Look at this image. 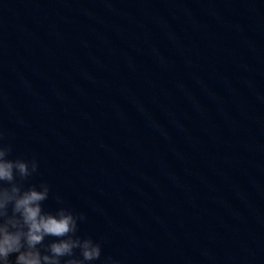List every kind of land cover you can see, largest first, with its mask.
Wrapping results in <instances>:
<instances>
[{
	"label": "water",
	"instance_id": "water-1",
	"mask_svg": "<svg viewBox=\"0 0 264 264\" xmlns=\"http://www.w3.org/2000/svg\"><path fill=\"white\" fill-rule=\"evenodd\" d=\"M0 132L92 264H264V0H0Z\"/></svg>",
	"mask_w": 264,
	"mask_h": 264
},
{
	"label": "clouds",
	"instance_id": "clouds-1",
	"mask_svg": "<svg viewBox=\"0 0 264 264\" xmlns=\"http://www.w3.org/2000/svg\"><path fill=\"white\" fill-rule=\"evenodd\" d=\"M11 152L0 132V264H92L100 259L101 244L77 235V222L85 216L64 206L59 196L61 206L45 210L42 202L49 197V185L25 186L38 170L37 161L10 158ZM46 237L55 239L45 243ZM102 264L120 261L107 256Z\"/></svg>",
	"mask_w": 264,
	"mask_h": 264
}]
</instances>
